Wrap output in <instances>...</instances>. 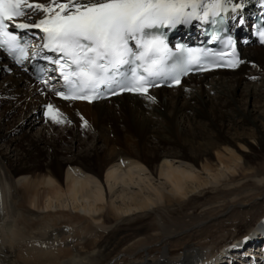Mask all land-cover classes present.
<instances>
[{
  "label": "bare ground",
  "instance_id": "obj_1",
  "mask_svg": "<svg viewBox=\"0 0 264 264\" xmlns=\"http://www.w3.org/2000/svg\"><path fill=\"white\" fill-rule=\"evenodd\" d=\"M232 2L245 30L262 2ZM241 60L88 103L1 59L0 264H264V44ZM47 101L70 122L45 124Z\"/></svg>",
  "mask_w": 264,
  "mask_h": 264
},
{
  "label": "snow or ice",
  "instance_id": "obj_2",
  "mask_svg": "<svg viewBox=\"0 0 264 264\" xmlns=\"http://www.w3.org/2000/svg\"><path fill=\"white\" fill-rule=\"evenodd\" d=\"M242 6L232 0H0V49L18 65L32 57L54 65L60 83L45 79L41 84L65 101H92L118 92L155 101L149 89L159 84L179 85L190 71L235 69L244 63L231 36L226 38V59L224 52L179 44L173 51L160 30L193 19L215 24L219 13ZM13 29L39 30L34 35L40 43ZM256 36L264 44V26ZM43 109L45 119L54 124L70 122L51 102Z\"/></svg>",
  "mask_w": 264,
  "mask_h": 264
},
{
  "label": "rangeland",
  "instance_id": "obj_3",
  "mask_svg": "<svg viewBox=\"0 0 264 264\" xmlns=\"http://www.w3.org/2000/svg\"><path fill=\"white\" fill-rule=\"evenodd\" d=\"M4 70H3V72L5 73V74H7V72H9V70L8 69H6V68H3ZM228 75H231L230 73H228V74H221V76H228ZM251 80H253L252 82H255L256 84L258 83V84H260L261 82H262V80L261 79H259V78H256V79H252L251 78ZM251 80H249V81H251ZM185 83H187V81H185ZM183 88V87H182ZM188 88V86H185L184 87V89H187ZM263 90H264V88H263ZM174 91H177V90H174ZM124 100H126L127 98H123ZM122 100V99H121ZM108 104H112V101H110V102H108ZM241 107L242 108H248V109H252L253 111L255 110H258V111H262L263 110V106H261V102H259L258 100L257 101H254L253 100V98L252 99H250L249 98V100H248V102H247V105H244V104H241ZM47 122H45V124H46ZM66 123H68V122H66ZM66 123H64V125L66 124ZM39 125L38 124H36V126L34 127V129L36 130L37 128L36 127H38ZM122 126H123V124H122ZM90 126H89V123H88V126H87V128H89ZM119 127H121V125H119ZM82 128V127H81ZM84 128H86V127H84ZM32 131H33V129H32ZM130 135H134V137L135 136H137V134L133 131H130ZM117 136L121 139L120 140V142H119V146L120 145H122L123 144V142H124V138H123V136H122V134H120V133H118L117 134ZM120 147H122V146H120ZM123 147H124V145H123ZM261 161V163L264 165V156H263V158L260 160ZM251 258H253V257H251Z\"/></svg>",
  "mask_w": 264,
  "mask_h": 264
}]
</instances>
